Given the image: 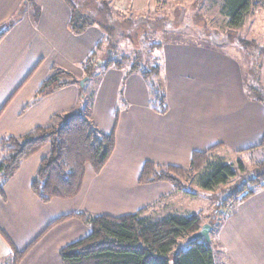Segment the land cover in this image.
Masks as SVG:
<instances>
[{
  "label": "crops",
  "instance_id": "1",
  "mask_svg": "<svg viewBox=\"0 0 264 264\" xmlns=\"http://www.w3.org/2000/svg\"><path fill=\"white\" fill-rule=\"evenodd\" d=\"M109 1L127 12L158 0ZM36 3L40 6L37 20V8H25L24 0H0V33L5 30L0 39V140L24 136L48 125L57 114L71 112L79 102L78 84L45 96L38 95V90L52 67L83 78L82 63L103 38L98 26L79 34L71 30L72 11L66 0ZM162 55L168 104L164 113L152 108L149 83L140 73L125 74L112 66L102 76L92 116L100 128L115 133L116 145L100 172L87 165L76 196L44 202L33 192L32 180L50 150L48 144L25 159L4 183L0 191V259L9 256L13 247L23 250L42 235L19 264H62L61 248L85 237L90 228L74 216L51 224L72 212H96L105 194L122 193L114 181L137 172L136 177L140 176L147 160L185 167L194 151L221 144L239 152L262 142L264 107L247 97L240 75L243 60L227 51L190 46H171ZM120 105L124 109L115 121L111 108ZM103 114L110 115L107 126L102 123ZM216 137L218 142L211 144ZM128 189L133 197L125 204L139 209L164 195L179 193L166 181L137 182ZM127 213L130 211L123 214ZM217 240L220 264H264V189L236 204L218 230Z\"/></svg>",
  "mask_w": 264,
  "mask_h": 264
},
{
  "label": "trees",
  "instance_id": "2",
  "mask_svg": "<svg viewBox=\"0 0 264 264\" xmlns=\"http://www.w3.org/2000/svg\"><path fill=\"white\" fill-rule=\"evenodd\" d=\"M66 1L71 6L70 28L74 33H82L91 26H98L103 31L102 40L82 63L84 77L90 79L98 65L106 69L114 66L125 69L127 73H140L149 83L152 108L159 113L166 112L168 104L162 60L159 55L153 54L161 51L162 44L148 40L145 30L127 36L123 34L122 37L130 39L132 43H135L134 37H139V46L133 57L127 54L118 57L115 47L122 39L118 30L121 32L123 29L119 28L123 26H120L116 15L126 12L116 9L109 0H98L97 4L86 0ZM255 1L225 0L224 10L231 29L243 23L253 4L261 5V0ZM27 5L37 8V20L40 6L36 0H24V7ZM14 20L8 25H12ZM4 33L5 30L0 33V39ZM239 44L246 50L257 49L253 52L255 63L247 71V80L250 76L257 83V86L254 85L255 99L264 102V81L258 70L259 66L264 67V47L259 49L255 41L248 40H240ZM106 45L105 52L100 55ZM257 58L263 59L258 62ZM154 76H158L159 80L156 81ZM81 79L68 70L52 67L50 75L42 82L38 95L45 96L62 87L78 84L79 105L85 97L88 81L87 79L84 86H81ZM88 101L91 103V100ZM56 121L59 125H56ZM46 144H50V150L42 158L32 180L33 192L44 202L53 198L76 196L82 187L87 165H91L95 173L100 172L115 149L116 138L114 132H105L98 126L89 107L82 112L77 110L64 115L57 114L48 125L38 126L24 136L3 137L0 140V191L22 162ZM218 147L221 144L205 151H194L187 167L147 160L143 164L139 182L166 181L176 190L188 191L187 182L196 181L203 188L213 189L236 177L238 171L246 173V165L241 160L239 170H236L232 163L211 159V153ZM255 151L262 154V159L257 164L258 171L230 193L229 197L234 200L235 206L264 189V138L257 146L239 152ZM159 201L144 206L135 213L118 216L97 215L80 210L58 218L51 225L74 216L90 228L85 237L61 248L59 253L62 264H216L215 249L211 243L204 239L189 240L202 226L200 215L169 213L156 216L153 211ZM41 236L23 250L13 247L9 256L0 259V264H19Z\"/></svg>",
  "mask_w": 264,
  "mask_h": 264
},
{
  "label": "rangeland",
  "instance_id": "3",
  "mask_svg": "<svg viewBox=\"0 0 264 264\" xmlns=\"http://www.w3.org/2000/svg\"><path fill=\"white\" fill-rule=\"evenodd\" d=\"M76 1L79 2L85 0ZM86 1L96 4L98 2V0ZM224 5L225 0L154 1V3H152L149 7L142 9L134 8L127 11L125 14L118 13V15H116L118 17L120 26H123L122 28H119L123 29L121 32L118 30L120 34L119 37H122L123 34L127 36L130 33H137L139 30H145L148 40L162 44L161 51H157L156 53L153 52V54L159 55L161 57L163 68V51L167 50L171 46H174L176 49H182L183 46H190L199 49L205 48L214 51H222L223 53H226L227 51L238 61L239 58L240 61L243 60L242 63L240 62L241 65H244L241 67L240 75L242 84L246 89L245 91L247 97L250 100L256 101L257 105L262 104L264 107V102L255 99L256 89L254 88V85L257 83L250 76L247 80V71L250 69V66L255 63V59L252 58L254 54L253 52L257 49L252 48L250 50H246L239 46L240 40H248L255 41V44L259 46V49H263L264 0H261V5L259 6L253 4L251 10L245 16L243 23L234 29H231L228 25V17L226 16ZM139 24L141 25L138 26ZM126 28L127 30L124 31ZM133 40H135V43H132L131 40L126 37H122V39L119 40V43L116 44L115 47L118 57L123 54L133 57L134 52L137 49L136 47L139 46V37H134ZM143 46H145L144 41ZM106 47L107 45L103 47L100 55H103V52H105L104 49H106ZM262 59L263 58H257V61H262ZM106 70L107 69L101 65L97 66L95 73L90 79H88L86 83L85 97L82 98L78 107L76 106L71 112H75L77 110L82 112L86 107H89L91 110V115H93L96 93L100 86L102 76L105 74ZM120 70H124L125 74H132L127 73L125 69L120 68ZM258 70L262 75H264L263 66H259ZM125 78L123 82H125ZM154 79L157 81L159 80V77L154 76ZM144 80L146 79L144 78ZM123 89L124 88L122 87V92ZM88 100H91V103ZM124 105L111 108L112 111L110 115L111 117L113 116L115 121L118 119V113L124 109ZM110 115H102V123L105 124V126H107L106 123L108 122V117H110ZM57 124L58 121H56V125ZM217 140L218 138L216 137L211 142V144L217 143ZM48 145L50 146V144ZM205 149L207 148L205 147L204 150ZM261 155L262 154L260 151L251 153L237 152L227 146L218 147L214 152L211 153V159L223 160L227 163H232L236 170H239V161L241 160L246 165V173H240L238 171L236 177L230 178L227 183L220 184L213 189L203 188L196 181L192 183L188 181V191H179V193L176 195H164L160 197L157 201H161L157 203V206L153 211L154 214L156 216L169 213H175L179 215H200L202 225L204 223H210L212 225V229L210 230L211 242L209 243H211L215 249L216 264H220L219 257H222V255L218 250V230L220 229L223 222L226 221L227 215L233 212L235 209L229 208L230 205L234 203V200H231L229 195L245 179H248L250 176L257 173V164L258 161L262 159ZM137 173L136 175L127 177L125 180L124 176H119L121 180H119V182H114L119 184V187L122 189V193L118 195L114 194L113 196L110 193L105 194L104 198L102 200L100 199L101 202L97 203V210L96 212H93V214H111L118 216L123 215L124 212L126 213L128 211H130V213L137 212L139 210V206H129L128 204H125L130 201L131 197H133L128 187L131 188L132 184L136 185L137 182H139V176L136 177ZM122 181L128 183V185L121 184ZM141 207H144V205Z\"/></svg>",
  "mask_w": 264,
  "mask_h": 264
},
{
  "label": "water",
  "instance_id": "4",
  "mask_svg": "<svg viewBox=\"0 0 264 264\" xmlns=\"http://www.w3.org/2000/svg\"><path fill=\"white\" fill-rule=\"evenodd\" d=\"M88 79V77H84L81 79L80 84L81 86H84L85 81ZM212 229V225L210 223H204L200 230L196 233H194L189 240H196V239H205L207 242H211V236H210V230Z\"/></svg>",
  "mask_w": 264,
  "mask_h": 264
},
{
  "label": "built area",
  "instance_id": "5",
  "mask_svg": "<svg viewBox=\"0 0 264 264\" xmlns=\"http://www.w3.org/2000/svg\"><path fill=\"white\" fill-rule=\"evenodd\" d=\"M229 208H235V204L232 203Z\"/></svg>",
  "mask_w": 264,
  "mask_h": 264
}]
</instances>
